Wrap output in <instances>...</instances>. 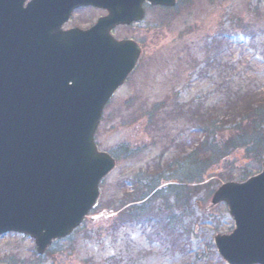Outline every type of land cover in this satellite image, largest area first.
Segmentation results:
<instances>
[{
  "label": "rangeland",
  "instance_id": "obj_1",
  "mask_svg": "<svg viewBox=\"0 0 264 264\" xmlns=\"http://www.w3.org/2000/svg\"><path fill=\"white\" fill-rule=\"evenodd\" d=\"M176 7L148 8L138 31H115L119 37L137 33L143 55L106 104L94 135L98 148L116 159L115 168L99 184L97 207L43 254L28 235L0 236V264H224L212 240L230 232L233 221L223 203L211 206L212 193L226 181L259 172L264 156L257 161L237 149L214 161V176L200 184L190 209L170 196L174 234L169 237L159 228L144 231L128 222L123 225L118 212L108 213L118 197L132 192L135 177L146 168L151 172L156 164L165 168L167 179L179 178L175 169L181 158L205 137L190 121L188 105L219 108L229 87L264 93V0H177ZM103 14L87 9L80 27ZM221 73L226 79L222 87ZM175 104L185 105L184 117L172 112ZM218 121L217 139L228 138L230 125ZM176 236L180 239L172 242Z\"/></svg>",
  "mask_w": 264,
  "mask_h": 264
},
{
  "label": "water",
  "instance_id": "obj_2",
  "mask_svg": "<svg viewBox=\"0 0 264 264\" xmlns=\"http://www.w3.org/2000/svg\"><path fill=\"white\" fill-rule=\"evenodd\" d=\"M0 0V235L34 239L38 254L69 235L95 205L114 159L94 133L141 50L110 31L141 20L143 3L176 0ZM103 9L87 30H61L78 6ZM234 226L213 238L226 264H264V159L259 173L221 184Z\"/></svg>",
  "mask_w": 264,
  "mask_h": 264
},
{
  "label": "trees",
  "instance_id": "obj_3",
  "mask_svg": "<svg viewBox=\"0 0 264 264\" xmlns=\"http://www.w3.org/2000/svg\"><path fill=\"white\" fill-rule=\"evenodd\" d=\"M176 8L159 9L174 11ZM221 76H225L224 73L218 74L222 87L226 84V79ZM228 89L229 92L219 108L203 104L196 107L187 106L190 121H193L196 128H201L200 131L205 137L189 154L181 158L180 165L177 164L175 172L179 178L167 179L168 177L163 176L165 168H159L156 164L151 172L146 168L145 173L135 177L132 192L123 193L118 197L115 208L108 213L118 212L117 218L123 220V225L128 222L129 226L139 227L144 231L159 228L166 237H169L174 234L173 218L169 215L170 196L174 197L175 204L190 209L191 198L198 193L201 185L214 176H212L214 161L237 149H244L257 161L261 160L264 156V93H252L247 88H239L236 91L231 87ZM221 90L223 88L219 89ZM185 108V105L175 104L172 112L177 115L176 117H184ZM218 119L230 125L231 133L228 138L217 139L220 122ZM185 173L189 174H186L187 179L184 178ZM179 239L180 236H176L172 242H178Z\"/></svg>",
  "mask_w": 264,
  "mask_h": 264
},
{
  "label": "flooded vegetation",
  "instance_id": "obj_4",
  "mask_svg": "<svg viewBox=\"0 0 264 264\" xmlns=\"http://www.w3.org/2000/svg\"><path fill=\"white\" fill-rule=\"evenodd\" d=\"M29 1H31V0H25V2H24V4H26L27 2H29ZM87 9H91V10H96V9H94V8H91V7H87V6H84V5H82V6H78V7H76V8H73L72 10H70V12H68V18H67V20H65L64 22H62V28L63 29H68V28H71V27H80L81 25L80 24H83L84 23V21H85V17H86V15H85V13H86V10ZM98 11H100V10H98ZM101 15H99L98 17H100ZM79 21H82L81 23H79ZM92 24H90L89 26H87V25H83L81 28H84V29H86V28H88V27H90ZM138 23L137 24H132L131 26H129V27H121V28H129V29H131L133 32H136V31H138L139 30V28H138ZM119 27H117L116 29H114L113 30V35H114V37L115 38H117V39H125V38H129V39H133V40H135L138 44H139V46L142 48V45H141V43H140V41L138 40V38H137V33H134L133 35H131V36H126V37H119L118 35H116L115 34V31L118 29ZM142 51H143V48H142ZM143 55V54H142Z\"/></svg>",
  "mask_w": 264,
  "mask_h": 264
}]
</instances>
